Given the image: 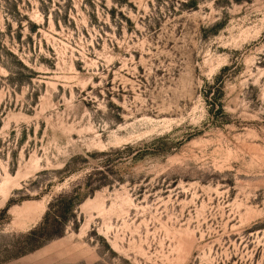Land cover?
Masks as SVG:
<instances>
[{
	"label": "rangeland",
	"instance_id": "rangeland-1",
	"mask_svg": "<svg viewBox=\"0 0 264 264\" xmlns=\"http://www.w3.org/2000/svg\"><path fill=\"white\" fill-rule=\"evenodd\" d=\"M0 264H264V0H0Z\"/></svg>",
	"mask_w": 264,
	"mask_h": 264
},
{
	"label": "trees",
	"instance_id": "trees-1",
	"mask_svg": "<svg viewBox=\"0 0 264 264\" xmlns=\"http://www.w3.org/2000/svg\"><path fill=\"white\" fill-rule=\"evenodd\" d=\"M47 217H48V213L45 214V218L44 219L46 220Z\"/></svg>",
	"mask_w": 264,
	"mask_h": 264
}]
</instances>
